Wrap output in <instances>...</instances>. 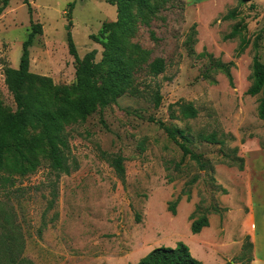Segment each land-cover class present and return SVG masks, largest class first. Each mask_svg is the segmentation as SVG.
<instances>
[{
    "label": "rangeland",
    "instance_id": "rangeland-1",
    "mask_svg": "<svg viewBox=\"0 0 264 264\" xmlns=\"http://www.w3.org/2000/svg\"><path fill=\"white\" fill-rule=\"evenodd\" d=\"M28 1L31 16L23 0H10L0 16V104L6 113L16 105L3 73L17 69L31 25H41L42 31L29 48V71L74 98L67 5L75 2L70 31L77 54L82 59L93 51L91 65L97 67L99 43L106 38L102 25L117 18L116 7L104 0ZM231 11L236 18L224 19ZM148 22L131 41L149 51L151 59H164V73L155 79L141 73L135 81L141 98L123 96L66 128L70 174L56 173L42 161L35 174L14 180L10 190L22 189L19 194L8 200L0 190V202L12 206L21 227V257L32 264H136L153 249L173 248L177 242L201 264L252 260L249 214L251 205L264 206V123L257 116L261 95L246 92L253 59L264 61V0H169ZM237 24L245 26L248 44L243 49L239 37L224 39ZM192 29L190 55L186 42ZM208 56L232 64L231 81L208 71ZM206 70L208 80L202 76ZM155 83L162 96L156 110L146 95ZM175 103L191 104L196 118L183 119ZM171 112L176 119H170ZM148 118L183 131L205 167L186 158L177 168L179 148ZM39 132L32 125L23 136ZM210 134L220 144L200 138ZM116 155L124 159V185L109 166ZM237 158L243 159L242 170ZM193 177L197 182L185 187ZM178 197L173 216L168 204ZM192 215L209 222L197 235L190 232Z\"/></svg>",
    "mask_w": 264,
    "mask_h": 264
},
{
    "label": "trees",
    "instance_id": "trees-1",
    "mask_svg": "<svg viewBox=\"0 0 264 264\" xmlns=\"http://www.w3.org/2000/svg\"><path fill=\"white\" fill-rule=\"evenodd\" d=\"M107 4L116 7V21L102 25V33L106 35L105 41L99 43L102 47L101 60L98 67L91 65L95 54L87 53L79 58L71 35V12L73 3L67 5L66 43L68 54L73 58L75 65L76 81L72 86L74 98L60 94L51 82L29 71V48L35 37L41 34V25H31L26 40L22 43V53L17 69L4 70V82L12 93L16 109L13 113H6L0 104V190L10 200V195L19 194L14 187V180L24 179L37 172L42 161L48 163V168L56 173L70 174V150L67 143L66 128L70 125L82 123L97 111L102 112L109 105L115 104L123 96L141 98L143 92L136 88L137 76L144 73L155 79L162 75L166 69L165 60L162 58L151 59L150 52L139 44L131 41L135 30L139 26L149 27L148 16L159 11L163 4L169 0H104ZM243 1V0H242ZM10 0H0V16L6 10ZM31 16V7L28 0H23ZM236 12L231 11L224 19H235ZM244 25H235L231 32L224 37L225 40L239 37L240 49L248 44L243 35ZM195 31L192 29L187 39L189 54L193 55L192 45ZM208 71H219L231 81L230 67L232 64H222L208 56ZM252 83L247 90V95L253 97L261 95L257 107V116L264 123V61L257 57L252 62ZM204 79H209L207 70L202 74ZM149 103L156 110L160 107L162 96L160 86L155 83L146 92ZM179 115L183 119H194L197 110L186 103H175ZM172 107V106H171ZM170 119H176L173 112ZM155 122L165 132L181 152L179 168L186 158L196 163L203 169L205 163L201 155L195 154L189 147V138L183 131L165 125L161 121L148 118ZM37 125L40 132L32 138H25L23 132L27 127ZM208 144H220L215 134L200 136ZM236 152V150H235ZM109 166L121 184L125 183L124 159L120 155L109 158ZM242 170L243 159L237 158ZM193 177L185 187H190L197 182ZM10 190V191H8ZM54 194V193H53ZM183 194V190L180 192ZM179 197L168 204V211L175 216L176 205ZM189 201V195L187 196ZM7 202V201H6ZM0 202V264H32L21 257L24 240L21 227L17 223V216L12 206L7 202ZM216 211V210H215ZM190 232L199 234L202 229L209 226L206 216L193 219L190 216ZM136 264H201L193 258L189 248L182 242H177L175 247H158L150 251ZM226 264H235L229 261ZM243 264V263H242ZM246 264H250V261Z\"/></svg>",
    "mask_w": 264,
    "mask_h": 264
},
{
    "label": "crops",
    "instance_id": "crops-1",
    "mask_svg": "<svg viewBox=\"0 0 264 264\" xmlns=\"http://www.w3.org/2000/svg\"><path fill=\"white\" fill-rule=\"evenodd\" d=\"M258 216V218L256 217ZM252 222L248 235L252 243V260L250 264H264V206H257L249 214Z\"/></svg>",
    "mask_w": 264,
    "mask_h": 264
}]
</instances>
